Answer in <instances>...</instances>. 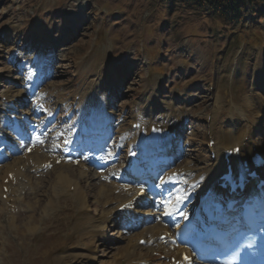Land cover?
Masks as SVG:
<instances>
[{
  "label": "rangeland",
  "instance_id": "obj_1",
  "mask_svg": "<svg viewBox=\"0 0 264 264\" xmlns=\"http://www.w3.org/2000/svg\"><path fill=\"white\" fill-rule=\"evenodd\" d=\"M249 22L248 17L245 23H227L186 0H0V99L10 91H22L29 71H21L20 65L32 63L28 55L35 57V62L43 61L52 72L43 91L50 104L46 107L58 106L57 121L68 125L70 112L94 94L101 100L106 97L116 117L124 119L115 146L120 137V145L129 144L123 135L135 120L131 117L135 111L145 114L150 123L179 122L186 149L178 168H191L197 175L213 165L209 142L216 141L233 104L243 107L246 100L252 102L251 115L258 120L254 141L264 143V19L254 25ZM218 99L223 106L219 115L215 114ZM97 103L103 104L98 97ZM98 104L92 99L82 103L75 125L90 126L83 123L92 116L87 107H98L108 115V105L104 111ZM3 109L0 105V121ZM155 128L156 135L167 136ZM55 144L52 140L47 147ZM126 149L120 146L122 158ZM30 167L26 173L31 186L24 181L28 185L21 188L22 196L13 190L6 194L11 209L7 216L1 215L5 204L0 196V264H110L120 250L130 249L131 236L137 232L124 235L109 219L90 239L78 221L81 214L86 223L90 218L98 220L101 209H109L117 198L116 203L120 202L123 192L108 194L113 198L109 206L99 205L96 196L104 182L97 185L92 175L89 180L83 177L85 183L79 184L90 202L83 208L72 194L54 192L51 174L36 173V167ZM72 169L80 182V168ZM49 193L52 205L46 199ZM14 194L17 200L12 199ZM32 215L35 234L24 227ZM13 216L19 221L16 227L11 226ZM156 225L154 221L148 228Z\"/></svg>",
  "mask_w": 264,
  "mask_h": 264
},
{
  "label": "bare ground",
  "instance_id": "obj_2",
  "mask_svg": "<svg viewBox=\"0 0 264 264\" xmlns=\"http://www.w3.org/2000/svg\"><path fill=\"white\" fill-rule=\"evenodd\" d=\"M9 36L11 37V34ZM9 40H11V39H9ZM30 80H32L31 76H29L28 83L30 82ZM23 98H24V96H20V99H18L16 103H14L13 105L9 104L5 108L9 112H14V110L17 108L16 104L22 103ZM37 99L43 101V99H44L43 95L38 96ZM251 106H252V102L250 100H246L245 105L243 107L242 106L239 107L236 104H233V107L230 108L229 112L227 113V115L223 119L226 124H225L224 128L219 127V129L221 128V131H219L220 133L216 137L215 144L212 147L213 151L216 154V158H215L213 165L211 167H208V168L206 167V169L199 171V173L197 175H195V179H193L192 181H188L186 178L183 179L184 183H183L182 187H180V189H178V192H179L178 194L182 195L181 197L183 198V200L180 202L181 204H185V200L189 199L193 193L199 194L198 197H203L205 192L208 189H213V193H212L211 198H219V196L217 195V192H216L218 179L225 172L228 164L233 165L234 168L236 169V167H238L239 164H243L245 161H248L250 166H251L250 160L255 153H260L264 156V147L262 146V144L256 143L253 140L254 132H255V129L258 125V122H257L258 120L251 115L252 114L251 113ZM221 107H223V106L221 105L220 99H218L216 101V105H215V114L222 113ZM89 109L90 110L96 109V114L89 116V117H86L83 123L88 122L89 125L92 127V129L100 128V127L101 128H108V126L112 125L113 116L111 117L109 115H105L101 110H98V107H90V108L87 107V112ZM56 110H57V105L54 107H46L44 113L46 115H52ZM100 113H102L103 115ZM134 113H136V111ZM217 117H219V116H217ZM135 119L136 120H134L131 123V126L133 124H136V123H140L141 126L144 125L143 120L140 119L139 116H135ZM5 123H9V122L7 120H5L4 126L7 125ZM1 126H2V124H1ZM76 128L77 127L68 129L66 131L67 134L65 135V137L64 138H63V136L60 137V141L62 140L61 144H58L57 139L55 138V139H53L54 142L56 143L54 147H52V148H48V147L43 148L40 146L35 147V148H33V153L31 155H28L27 153H25L24 155H22V157H17L15 155H19L23 151L19 145L15 147V152H14L13 156H15L17 158L10 156L12 158V160H10L9 165H7V166L0 165V169H1L0 170V196L2 197V200L5 204V207L7 208V209L5 207L3 208V212L1 215L6 213V216H7V210L8 211L10 210V212H11L10 205L7 204V199L5 200L3 198V195L5 194L4 185H9V187H6L8 189V192L12 191V190L17 191L18 194L20 196H22L23 191L21 188L23 186H27L28 184L30 185L31 178L26 173L27 169L31 168L30 166L36 167V168H33V169H35L36 173H39V172H41L43 174L47 173V174H51L53 176V180L51 181V183H53V188H54L55 193H57V194L63 193V194H68V195L72 194V196L75 199H77L83 205V208L89 207L90 202H89V200H86V198H85L86 193H85V191H83V189L81 187L82 185L80 186L79 183H81L82 181L85 182L83 177L86 178L87 180H89L92 173L84 170V166L80 165V166H78L80 168V171H81V172L79 171V175L81 176L80 182L75 181L74 175L69 172V169L72 168V165H70L65 160L61 159V155L59 154L60 149H61L60 145L62 146L63 141L67 140L69 137H71L69 134V133H71V131H69V130H74ZM140 130H133L132 129L131 131H128V133L126 135H124V138L129 140L128 149H127L128 154L130 153L131 149H134L133 151H138L139 155L144 157L148 154H151L154 150H155V152H158V148L163 147L166 143L173 142L172 139L170 138V136L156 135L157 130L155 127H154V129H152L151 126H149L148 131L144 136L141 135L142 133ZM216 135H217V133H216ZM235 149H238V150L236 152H234L232 156L226 157L227 152H229L231 150H235ZM51 159H53V162L51 163V167L49 168V167H47V162ZM56 160H62V163L60 166L56 165V163H55ZM128 165H129V159H128V161H126L123 164V166H121V169L119 172L120 174L118 173L117 177L119 175H121V172L124 169H126L128 167ZM67 170H68V172H66ZM10 174L13 175L12 178H10V176H9ZM259 174L264 176V169H263V171L259 172ZM93 177H95V175ZM107 177L108 176H98V179H100V180L102 178L106 179ZM110 177L111 176H109V178ZM193 177H191V178H193ZM6 179H9L8 184H5ZM24 181H28V184H25ZM72 187H73V191L71 192ZM86 188L88 190H91V184L89 185V187H86ZM46 190H47V188H46ZM33 191H35V190H33ZM116 191H118L120 193L123 192V195H125V197L120 202L116 203L118 201V198H117V201L113 204V206L107 210L102 208L101 211L103 213L101 214V217L98 218V220L94 219V218H90V219H87V223H86L85 222L86 218L82 217V214H81V217L84 218V220L81 219V217H80L78 219L80 225L79 224L78 225H79V227L84 225L85 228H84L83 232H84L85 237L91 239L95 235L96 231L98 229H100L102 226H104L103 225L104 222L107 221V219H109V218L110 219H116L119 217L123 218V216L125 214H127L129 219L134 218L136 216H139V215H137L139 213V211H135V209L133 208V205L136 204L138 206L140 203L139 198L137 199V192L135 191V189H133L131 187H126V186L118 183L117 181L111 182L108 179H106V182L101 184L100 193L96 196L99 205L100 204H102V205L107 204L108 205L109 203H111L113 198L111 196H109L108 194H110V193L117 194ZM86 192L88 193V191H86ZM37 194H39V193H37ZM47 194H48V192H47ZM41 195H39V196H41ZM51 195L52 194L47 195L46 199L48 201V204L52 205V201H53L52 198L53 197ZM16 196L17 195L14 194V196H11V197L13 200L14 199L17 200ZM60 197H61V195H60ZM24 199H26V198L24 197ZM59 199H61V198H59ZM96 201H94V202H96ZM38 202L40 203V200ZM54 203H55V201H54ZM127 205H131V207H126ZM45 207H44V210H45ZM41 208H43V206ZM119 208H122L123 212L122 211L120 212L118 210ZM35 209H36V206L34 205L33 208H31V210H33V212H34ZM79 210H81V209H79ZM141 211L145 212V213L153 212L150 209H141ZM1 215H0V217H1ZM77 215H79V214H77ZM39 216H41V215H39ZM12 219H13V221L11 222L12 223L11 226L16 227V225L18 224L17 222H19V221H17L14 216L12 217ZM154 220H155V223H157V225L152 227V228L146 227L143 231L136 233L133 236V239L129 241V243L131 244L130 249L128 248L126 250L125 249L120 250L119 255L116 254L117 255L115 257L116 260L114 259L115 261L110 263V264H174L170 261L171 257L176 258V261H180V253H181L182 249H179L177 247H173L171 245L169 247L168 244L164 245L160 240L161 236L166 235V238L168 239L167 242H169V244H170V237H169V235H167V233L169 234V228L167 226L169 224L166 223V221L164 220L163 213H157L154 216ZM25 223L26 224H24V227L26 228V230L35 234V218H34V216L32 215L28 219V221ZM2 224H3V221L0 218V226ZM86 225H88V227H86ZM76 228H77V226H76ZM76 228H75V230H76ZM96 235H97V233H96ZM141 239L146 240L147 244L145 247H142L139 245V241ZM93 253H94V250H93ZM154 253H157L158 255L153 256ZM162 255H164L165 259H162V257H161ZM81 257H82V255H80V258Z\"/></svg>",
  "mask_w": 264,
  "mask_h": 264
},
{
  "label": "trees",
  "instance_id": "obj_3",
  "mask_svg": "<svg viewBox=\"0 0 264 264\" xmlns=\"http://www.w3.org/2000/svg\"><path fill=\"white\" fill-rule=\"evenodd\" d=\"M190 3L204 8L212 15L223 18L230 24L245 23L250 18L248 25L259 23V19H264V0H186ZM257 18V19H256ZM256 20L255 22L253 21Z\"/></svg>",
  "mask_w": 264,
  "mask_h": 264
},
{
  "label": "snow or ice",
  "instance_id": "obj_4",
  "mask_svg": "<svg viewBox=\"0 0 264 264\" xmlns=\"http://www.w3.org/2000/svg\"><path fill=\"white\" fill-rule=\"evenodd\" d=\"M38 139V141H39V138H37ZM0 142H2V137H0ZM40 142H42V141H40ZM65 143H70L69 141H65ZM225 181L226 182H230L231 180H232V177H230V176H225ZM126 207H131V205H127ZM181 215H185L184 213H180ZM185 259H188V257L187 256H185ZM242 258H241V256H240V254L237 252V253H234V255H233V258L232 259H230L229 261H228V264H238V262L241 260Z\"/></svg>",
  "mask_w": 264,
  "mask_h": 264
}]
</instances>
